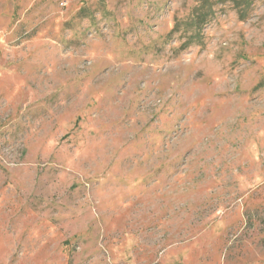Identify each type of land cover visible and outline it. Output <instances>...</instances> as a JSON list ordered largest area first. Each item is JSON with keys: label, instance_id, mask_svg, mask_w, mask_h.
Instances as JSON below:
<instances>
[{"label": "rangeland", "instance_id": "1", "mask_svg": "<svg viewBox=\"0 0 264 264\" xmlns=\"http://www.w3.org/2000/svg\"><path fill=\"white\" fill-rule=\"evenodd\" d=\"M0 264H264V0H0Z\"/></svg>", "mask_w": 264, "mask_h": 264}]
</instances>
